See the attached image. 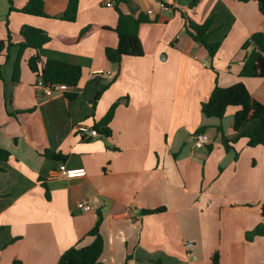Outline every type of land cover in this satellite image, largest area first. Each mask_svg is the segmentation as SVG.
I'll return each instance as SVG.
<instances>
[{
  "label": "crops",
  "instance_id": "obj_1",
  "mask_svg": "<svg viewBox=\"0 0 264 264\" xmlns=\"http://www.w3.org/2000/svg\"><path fill=\"white\" fill-rule=\"evenodd\" d=\"M9 1L0 0V44L16 45L0 54V149L10 153L0 161V264H57L71 247L93 241L88 234L99 213L106 264H211L215 252L221 264H264V235L247 238L263 223L264 146L250 147L240 137L257 133L261 123L249 120L236 132L238 108L223 120L201 110L217 82L243 81L264 104V78L240 77L251 51L243 44L264 32L258 3L202 0L197 15L213 20L210 42L221 43L212 58L187 33L181 13L189 0H177L167 12L159 11L160 0H129L120 9L148 19L139 32L144 54L116 64L106 56L118 44L115 2L80 0L76 21L68 22L58 18L68 0H44L46 17L10 12ZM11 1L21 9L29 0ZM24 26L42 29L50 40L24 52L15 82ZM90 26L81 40L66 41ZM36 54L43 62L79 65V84L46 95L28 67ZM117 102L107 134L77 132L80 123L95 127ZM218 126L235 141L232 150L225 149ZM201 128L210 144L195 148ZM45 151L64 158H48ZM61 165L85 169L86 176L50 177ZM80 201L92 209H79ZM161 207L166 210L146 213ZM189 240L196 242V259L186 253Z\"/></svg>",
  "mask_w": 264,
  "mask_h": 264
},
{
  "label": "trees",
  "instance_id": "obj_2",
  "mask_svg": "<svg viewBox=\"0 0 264 264\" xmlns=\"http://www.w3.org/2000/svg\"><path fill=\"white\" fill-rule=\"evenodd\" d=\"M116 3V9L118 11V24L115 31L118 36V44L114 48L106 49V56L112 63L120 64L124 57H141L144 54L142 42L140 40L139 32L142 24L146 23L148 19L143 15L126 14L120 6L124 3H128L129 0H111ZM243 3L250 1H256L259 6V10L264 15V0H237ZM9 11H19L25 14L46 17L45 13V1L44 0H29L27 4L18 9L13 5L10 0ZM202 0H189L188 8L181 14L187 25V33L192 39L199 43L208 52L210 57H215L219 52L221 43H211L210 36L212 34V19H201L197 15V11L200 7ZM80 0H68V7L64 14L58 18L68 22H74L77 19L79 11ZM93 26L85 28L81 34L74 40H66L69 42L79 41L84 38L91 30ZM23 41L17 46L19 47L18 57L14 64L13 80L19 82L21 71V60L24 52L31 48L39 50L48 41L50 37L48 34L39 28L30 26L22 27L20 31ZM16 46L9 40L8 42L2 41L0 44V54L6 48ZM242 48L251 51L246 55L240 77L242 78H264V32H256L251 38L246 41ZM9 58V56H8ZM29 69L36 74L41 83L51 88L57 84H66L69 88L76 87L82 78V68L79 65H73L66 62H62L55 59H47L42 61L39 54L33 55L28 60ZM2 76L0 75V79ZM102 95V92L98 93L94 99V105ZM69 99L76 98V94H66ZM119 105V102L114 104L106 118L95 126L100 134H107V124L113 118L115 109ZM230 107H236L238 110L234 114L233 130L238 132L249 120H259L261 128L253 135L248 133L240 134V137L248 139V146L257 147L264 146V104L255 99L246 84L240 81L229 87H222L216 84L210 97L206 102L202 104V113L207 118H217L223 120ZM205 128L198 130V133H204ZM217 131L222 134V142L227 151L233 149L232 144L234 140H230L223 134L222 126L217 127ZM45 156L54 160H62L64 157L59 152L45 151ZM10 157L8 151L0 149V161H6ZM1 170V168H0ZM165 207H161L155 210L147 211L146 213H160L165 211ZM263 223L256 227L252 232L247 233L248 240H251L255 236L264 235V204L261 207ZM102 223V215L99 213L98 220L95 226L90 230L89 236L93 238V241L84 246L76 245L65 251L61 256L57 264H106L102 262L101 258L104 252V239L100 233V227ZM13 264H22L21 261H14ZM123 264H130L127 260ZM156 264H164L162 261L156 262ZM211 264H221L219 252H215L211 258Z\"/></svg>",
  "mask_w": 264,
  "mask_h": 264
},
{
  "label": "built area",
  "instance_id": "obj_3",
  "mask_svg": "<svg viewBox=\"0 0 264 264\" xmlns=\"http://www.w3.org/2000/svg\"><path fill=\"white\" fill-rule=\"evenodd\" d=\"M177 0H160L159 2V11L160 12H167L172 11L173 8L176 6ZM114 3L111 0L107 1V6L112 7ZM147 13L149 15H154L156 13V10L154 8H150ZM110 77H113L112 73L109 74ZM44 87V92L46 95H51L56 91H67L69 87L66 84H57L54 85L51 88L45 87L43 84H41ZM76 130L80 135H82L85 138H96L99 137L101 134L100 132L92 126H89L84 123L77 124ZM193 144L195 148H205L210 144V138L205 133H197L193 137ZM86 170L85 169H68L65 165H61L58 169H55L51 172L50 177L57 178V177H67V178H76V177H84L86 176ZM77 207L84 212L90 211L92 209L91 204L88 201H80L77 204ZM196 242L194 240H189L185 243L186 253L188 256L195 258L196 256L192 252L193 247L195 246Z\"/></svg>",
  "mask_w": 264,
  "mask_h": 264
},
{
  "label": "rangeland",
  "instance_id": "obj_4",
  "mask_svg": "<svg viewBox=\"0 0 264 264\" xmlns=\"http://www.w3.org/2000/svg\"><path fill=\"white\" fill-rule=\"evenodd\" d=\"M234 108H236V107H230L229 109H234Z\"/></svg>",
  "mask_w": 264,
  "mask_h": 264
}]
</instances>
